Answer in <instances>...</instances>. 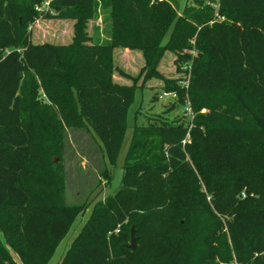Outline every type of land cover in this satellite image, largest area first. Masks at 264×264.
I'll use <instances>...</instances> for the list:
<instances>
[{
	"label": "trees",
	"instance_id": "obj_1",
	"mask_svg": "<svg viewBox=\"0 0 264 264\" xmlns=\"http://www.w3.org/2000/svg\"><path fill=\"white\" fill-rule=\"evenodd\" d=\"M41 1L0 0V264H17L6 244L23 264H48L84 208L65 202L55 161L66 128L93 131L118 161L139 87L115 81L131 77L116 46L144 52L147 78L166 50L195 48L176 60L189 88L167 83L192 117L134 128L123 188L95 204L58 264H264V0H220L218 14L202 1L56 0L55 17L76 21L57 45L31 39L50 16ZM99 9L110 42L87 35Z\"/></svg>",
	"mask_w": 264,
	"mask_h": 264
},
{
	"label": "rangeland",
	"instance_id": "obj_2",
	"mask_svg": "<svg viewBox=\"0 0 264 264\" xmlns=\"http://www.w3.org/2000/svg\"><path fill=\"white\" fill-rule=\"evenodd\" d=\"M201 1L212 7L215 14L219 13L216 0H200L199 2L198 0H179L182 8L189 6L197 9L202 7L199 4ZM49 14L48 17L40 16L29 26L32 41L56 45L71 43L75 34L76 21L70 18H57L53 10ZM109 14V9H99L97 16L88 19L86 32L90 40L111 41V21L107 19ZM185 52L192 55L197 53L195 48L184 51L166 50L156 67L159 75L147 78L146 71H143L146 59L141 49L122 46L114 48L115 65L131 76L125 77L115 73V81L121 84L136 83L139 87L129 109L124 145L118 161L112 165L104 152L102 140L93 131L84 128H66L64 152L60 157H56L55 161L61 162L64 172L65 202L69 205H83L84 208L75 218L71 229L57 246L48 264H58L62 261L87 223L95 204L105 201L107 197L115 195L123 188L125 155L131 144L134 128L149 126L161 119L188 121L192 117L189 100L186 98L185 103L181 104L177 93L174 90H167V83L172 80L185 89L189 88L188 65L184 63L179 70L176 63L177 58ZM105 168L110 173V180L102 174ZM119 231L118 226L115 232ZM0 235L3 236L1 231ZM6 247L15 262L23 264L18 253L8 244Z\"/></svg>",
	"mask_w": 264,
	"mask_h": 264
},
{
	"label": "built area",
	"instance_id": "obj_3",
	"mask_svg": "<svg viewBox=\"0 0 264 264\" xmlns=\"http://www.w3.org/2000/svg\"><path fill=\"white\" fill-rule=\"evenodd\" d=\"M56 1V0H42L40 2V4L37 5L36 9L40 12V13H47V12H50L52 11V3ZM158 1H164V0H158ZM218 1V7H219V1L220 0H216ZM222 19H224V17H222ZM188 68V66H187ZM189 78H190V74H189ZM174 96H176V94H174ZM190 111H191V115H192V110L190 108ZM206 109L203 110V112H205ZM186 141H184L185 143Z\"/></svg>",
	"mask_w": 264,
	"mask_h": 264
},
{
	"label": "water",
	"instance_id": "obj_4",
	"mask_svg": "<svg viewBox=\"0 0 264 264\" xmlns=\"http://www.w3.org/2000/svg\"><path fill=\"white\" fill-rule=\"evenodd\" d=\"M128 247L132 249L136 248V237H135L134 228H132V232H131V244H129Z\"/></svg>",
	"mask_w": 264,
	"mask_h": 264
}]
</instances>
